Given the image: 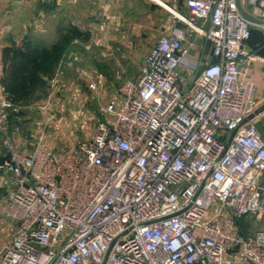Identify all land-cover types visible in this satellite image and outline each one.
Here are the masks:
<instances>
[{"label":"built area","instance_id":"obj_1","mask_svg":"<svg viewBox=\"0 0 264 264\" xmlns=\"http://www.w3.org/2000/svg\"><path fill=\"white\" fill-rule=\"evenodd\" d=\"M240 1L174 6L185 27L151 47L77 144L54 150L41 135L20 151L8 131L18 105L0 86L5 215L16 225L0 264H264V225L239 224L264 213V134L259 116L243 123L262 105L241 67L252 21ZM242 1L264 20V0ZM189 31L214 61L193 56Z\"/></svg>","mask_w":264,"mask_h":264},{"label":"rangeland","instance_id":"obj_2","mask_svg":"<svg viewBox=\"0 0 264 264\" xmlns=\"http://www.w3.org/2000/svg\"><path fill=\"white\" fill-rule=\"evenodd\" d=\"M162 1L174 10V6L181 7L182 3L181 0ZM29 3L30 26H35L29 30L30 49L33 45L50 49L75 24L91 40L68 41L59 57L48 65L33 93L17 103V112H10L8 131L11 134L16 125L21 126L14 143L23 152L31 150L41 135L54 150L90 138L102 119L97 112L98 105L109 100L123 80L137 77L151 47L167 30L182 23L156 0H125L122 8L110 7L111 17L116 18L115 12L123 13L119 24L116 20L108 23L105 8H87L93 15L87 14L83 1L77 2L76 13L70 11L69 0H61L60 4L57 0H29ZM102 21H107L105 28L92 32L87 29L91 22ZM38 24L44 29H38ZM252 30V40L264 42V32ZM193 34L191 37L195 38ZM97 36L107 41L97 42L93 39ZM4 66L7 67L5 62ZM91 82L97 83V90L90 88ZM261 114L257 125L264 134V112Z\"/></svg>","mask_w":264,"mask_h":264},{"label":"crops","instance_id":"obj_3","mask_svg":"<svg viewBox=\"0 0 264 264\" xmlns=\"http://www.w3.org/2000/svg\"><path fill=\"white\" fill-rule=\"evenodd\" d=\"M60 1L61 0H57V4H60ZM78 1L84 2L86 13L90 15H93V13L88 12L87 8L91 9L93 7H101L107 9L108 11L104 12V14L107 15V19H109L108 23L113 24V22L116 20V22L119 24L120 20L123 19V13L121 11L115 12L116 18L111 17L112 14L109 12V8H122L125 6V0H69L70 11H72V13L77 12ZM156 1L171 11L170 6L164 3L162 0ZM181 2L182 6L184 0H181ZM240 2L243 3L242 0ZM29 6V0H0V86L2 85V80H4L6 77V67L4 66V49L13 45H26L29 41L30 27H35L33 25L30 26ZM244 6L249 12L248 14L244 11L246 16L252 21V29L256 28L264 32V20L257 18L253 12L247 8L246 5ZM119 13H121L122 16H119ZM39 14H42V12ZM106 22L107 21H102L100 23L91 22L90 28L87 29L92 32L98 30L99 27L105 28V25L107 24ZM38 25V29H44L43 25ZM75 26L81 30L79 25L77 26V24H75ZM178 26L185 27V25L182 23ZM172 29L167 30V33ZM191 35H194L193 31H189V38L186 42V45L190 46L193 56L202 64L214 61V58L211 57L210 42L201 34L195 33V38H192ZM89 39L91 40L90 35L88 40ZM93 39L97 42L107 41V39H98V36ZM121 40L124 41L123 37ZM246 50L247 53L242 56V71L244 76L248 77L255 84L257 88L256 97L259 104L262 105L264 104V42L252 40L251 36V38L247 41ZM11 135L13 136V139L18 136L15 130H11ZM18 140H20V137H18ZM8 179L9 176L0 170V245H2L12 235L16 228L14 221L10 220L5 215L7 210L6 185ZM261 182L264 187V173ZM239 224L243 231H252L253 227H262L264 225V213L261 219H255L254 217L240 218Z\"/></svg>","mask_w":264,"mask_h":264},{"label":"trees","instance_id":"obj_4","mask_svg":"<svg viewBox=\"0 0 264 264\" xmlns=\"http://www.w3.org/2000/svg\"><path fill=\"white\" fill-rule=\"evenodd\" d=\"M72 38L88 40L89 35L78 27H72L66 32L63 40L55 43L50 49L34 45L30 49L26 44L13 45L4 50V62L7 67L3 85L16 104L33 93L48 65L59 57L65 44Z\"/></svg>","mask_w":264,"mask_h":264},{"label":"water","instance_id":"obj_5","mask_svg":"<svg viewBox=\"0 0 264 264\" xmlns=\"http://www.w3.org/2000/svg\"><path fill=\"white\" fill-rule=\"evenodd\" d=\"M241 6L243 8V10L249 14V12L247 11V9L245 8V6L243 5V3H241ZM262 112H264V104L262 106H260L257 110H255L253 113H251L248 118L246 120H244L243 123L247 122V120H251L256 118L257 116H259ZM242 123V124H243ZM5 160H11V154L8 153L5 156H1L0 157V164H3Z\"/></svg>","mask_w":264,"mask_h":264},{"label":"bare ground","instance_id":"obj_6","mask_svg":"<svg viewBox=\"0 0 264 264\" xmlns=\"http://www.w3.org/2000/svg\"><path fill=\"white\" fill-rule=\"evenodd\" d=\"M170 9H171V11H172L173 13H175V10H174L172 7H170Z\"/></svg>","mask_w":264,"mask_h":264}]
</instances>
